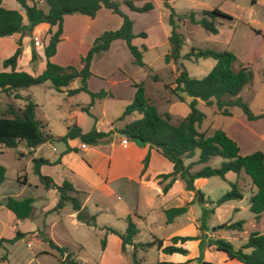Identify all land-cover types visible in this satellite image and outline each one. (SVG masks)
Returning <instances> with one entry per match:
<instances>
[{"label": "trees", "instance_id": "1", "mask_svg": "<svg viewBox=\"0 0 264 264\" xmlns=\"http://www.w3.org/2000/svg\"><path fill=\"white\" fill-rule=\"evenodd\" d=\"M23 9L26 20L22 22V15L15 9H7L0 5V37L11 35L15 32H30L39 23H46V41L42 45V52L46 58L43 70L37 75H30L24 71L14 70L15 61L20 54V43L13 52L1 61L2 67H8V71H0V94H5L12 99H22L24 102L21 107H13L7 104L0 112V146L11 148L15 147L19 141H23L27 148H32L44 141H62L78 138L81 142L95 144L101 138L107 136L111 131H97L93 126L86 132H82L76 124L66 127L64 134L52 137L45 129L44 124L36 118L37 106L28 97L22 96L19 90L31 85L41 84L45 81L50 83V87L55 91L62 88L74 79L79 80L75 88H67L66 94L71 95L79 91L86 92L90 99L102 98L107 95L103 90L91 92L86 88V79L90 75L88 65L90 58L96 52L106 50L111 40L122 39L131 55L132 63L143 66L141 56L144 47L138 49L131 40L135 36H144L143 32L134 34L131 30L132 22L129 17L120 11L119 2L115 0H16ZM43 3L45 8L38 6ZM129 10L144 12L152 8L149 1L140 6H136L131 0H122ZM163 6L168 10L167 23L170 27L167 36L168 50L164 55L165 62L171 61L175 65L176 75L172 80L173 92L178 95L184 93L190 100L187 103V112L176 122H170L168 113H159L156 106L149 100L141 82H132L134 92L132 99L123 107L120 118L123 116L136 114L137 117L125 123L117 129L118 133L133 140L137 144H147L164 156L172 164V169L168 173L157 175L161 191L164 193L171 183L179 178L183 182L186 190H193L192 182L195 178H207L217 176L225 180V174L232 172L238 174L243 172L248 176L254 186V192L248 197V210L252 214V219L258 222L264 209V154L260 151H252L246 154H239L237 144L229 138L223 130L217 128L210 134L200 132L197 126L203 119V114L196 108L197 99L202 100L207 105H215L216 111L223 115L230 113V108L239 109L248 120L264 118V113L253 114L248 106L238 96L240 90L248 83L251 78V71L246 66L238 65L232 68V63L236 60L235 55L229 50L216 51L208 48H197L190 46L188 50L180 54V49L184 44L182 34L176 31L177 22L187 19L189 22L199 25L207 33H216L215 19L217 17L231 19V16L218 8L202 9L199 16L195 17L193 11L176 15L172 8L162 0ZM104 7L121 17L120 26L114 30H106L93 39L84 55L79 57L81 67L73 65L61 66L49 61V57L55 51V45L59 40L62 29V16L70 13H79L93 17L96 11ZM259 33L258 30H254ZM36 53L30 51V63L35 62ZM198 58H211L214 60L213 66L201 78L191 77L183 68L181 60H196ZM147 70H150L147 67ZM152 80H156V74H151ZM194 150H198L196 159L183 164V159L193 156ZM211 156L222 158L219 165L210 167L206 161ZM33 172L37 175L43 187L54 188L57 192V199L52 211L62 208L66 203L75 213V219L85 225L94 226V215L86 212L81 206L80 192L75 190L71 183L63 179L59 184H55L50 177L42 175L38 171L41 164L49 163L45 158H32ZM56 159L54 162H57ZM147 162V156L142 160L143 166ZM195 164L201 167L194 171L190 168ZM4 167L0 165V183L4 179ZM228 188L215 199H207L210 207H202L198 218L199 254L204 244L213 245L216 250L223 251L227 257L236 259L240 264H264V233L250 232L245 241L239 247H234L228 240L215 237L207 238L203 241V232L209 229L207 218L213 213V207L218 206L229 200H237L242 197L241 190L235 181H227ZM201 195V194H200ZM32 198L23 197L15 199L6 196L2 199V205L10 211L16 219L27 218L30 215ZM185 211L184 207H172L164 209L165 221L171 219ZM125 228L122 232L108 226H104L105 233H112L120 240V250L125 244L132 245L128 264H140L141 257L136 254L137 249L145 251L151 246L160 248L164 253H185L182 247L174 245L177 241L183 242L193 237L173 236L170 244L161 246V240L152 238L144 242H133L134 235L138 232L132 215L124 217ZM242 220L223 222L219 227L223 230L240 232L242 231ZM39 239L45 242L59 256L64 255L60 263L75 264L71 258V251L65 246H58L42 230L37 231ZM24 233L15 230L10 238L0 237V249L4 251L0 259L5 258V245L11 244L15 239L20 238ZM104 237L100 240V247L103 248ZM245 249H248L246 252ZM154 264H175L169 261H156ZM202 264H216L213 262L202 261Z\"/></svg>", "mask_w": 264, "mask_h": 264}, {"label": "rangeland", "instance_id": "2", "mask_svg": "<svg viewBox=\"0 0 264 264\" xmlns=\"http://www.w3.org/2000/svg\"><path fill=\"white\" fill-rule=\"evenodd\" d=\"M150 1L152 3V9L148 12L141 13L131 12L124 5H119L120 11H125L123 13L132 22V32L135 34L143 32L145 34L144 37L136 36L132 43L138 47H144L141 59L150 70L129 64L126 58L122 69L125 75L122 76L120 71L112 72L105 69L102 61L94 58L92 70L98 76L102 77L97 78L95 76V78H92V81L95 83V86L111 88L115 95L119 91H124L125 93L130 92L132 89L130 84L132 82H141L145 92L148 94L149 100L156 106L158 112L161 114L168 113L170 122L174 123L187 112V103L190 97L181 92L176 95L172 90V80L177 72L174 63L171 61L165 62L164 60V55L168 50L167 36L170 29L167 23L168 10L163 6L161 0ZM165 1L176 15L193 11L195 17H198L202 9H211L214 7L223 12L230 13L231 19L221 17L215 19L216 33L214 34L205 32L199 25L191 23L187 19L177 22L176 31L180 32L184 38V44L180 49V54L185 53L190 46L208 48L216 51H231L236 56V60L232 63V68L236 69L238 65H241L248 67L251 71L250 80L240 90L238 96L253 114L264 113V38L253 32L255 28H260L264 32V0ZM2 6L15 8L23 15L16 0H2ZM114 15L113 17H119L116 13ZM39 37L42 38L41 35ZM40 38H38L39 42H41ZM45 41L46 37H44ZM12 48L13 43L9 42L8 38L0 37V61L1 58L9 56ZM126 53V55H129L128 52ZM181 63L189 76L201 78L213 66L214 60L211 58H198L196 60L182 59ZM76 64L77 62L70 63L73 66H76ZM151 74H156L157 79L152 80ZM125 76H128V80L124 84L118 83L117 79ZM20 92L22 95L31 94V100L37 106L36 118L45 121L46 130L50 134H64L65 126L73 122V119L69 117V110H73L81 114L80 116H84L85 118H82L85 121L89 119L88 115H93L97 118L98 123H100L101 107L97 101L91 107V99L86 92L66 95L64 92L55 91L44 84L31 85L28 88L21 89ZM23 102L22 99H11L5 94H0V112L3 111L8 103L21 107ZM75 104H78V106ZM111 104L112 100L109 98L106 102V107L109 108ZM196 108L203 114V119L197 126L198 131L210 134L214 129L219 128L223 130L229 128V126L234 127L237 131H243L244 129L246 131L253 130L257 135L250 134L248 142L244 141L243 143L240 141V152H244L250 146L245 153L260 151L264 154L263 117L248 120L235 107L230 109L232 115H223L216 111L214 104L207 105L202 100L196 101ZM110 110L106 109L107 116L105 118H111L112 113H110ZM122 110L121 108L117 109L115 111L116 116L111 118L115 124L118 123ZM84 111L86 113H83ZM135 117L137 115L134 113L124 117V120H131ZM55 144L62 145L61 142H56ZM28 149L23 141H19L15 147L11 148L0 146V165L5 169L4 179L0 183V236L2 237H11L13 236L15 228L25 229L32 223H40L41 220V217L36 218L35 216L19 221L15 220V217L10 216V212L1 203L2 199L6 196H11L15 199H21L23 197L33 198V213H36L41 206L47 205L50 202L49 199L45 200L42 198L44 194L43 185L39 182L32 168L31 158H36L38 152L31 151L28 153ZM41 149L46 153L51 152L47 143H44ZM197 154L198 150H194L193 156L184 159V161L187 162V160L195 159ZM221 160L222 158L219 156H211L205 164L210 167H216ZM199 166H194L192 170L197 169ZM22 176L26 177L25 183L22 181ZM207 179V183L201 185L199 188L203 193L211 190L218 194V192L222 193L228 188L227 182L217 176H210ZM236 182L242 192L241 199L233 200L238 205V210L232 212L225 210L223 207L219 208L215 214H209L207 222H213L215 225L219 222L242 220L244 232H239L236 239L228 240L234 247H239L245 241L247 234L255 230L253 228L254 226H251L254 225V222L249 218L251 217V213L248 210V197L251 194V189L253 192L255 189L248 176L243 172H240ZM69 209L70 206L66 203L60 211L64 217L63 229L55 226L47 230L40 223L37 230H42L49 236L56 237L55 240L67 242L71 238L77 244L79 243L82 248L76 245L68 247L72 250L73 256L71 258L75 259V264H115V243H109L106 256L103 258L101 256L100 240L103 237L104 231L98 226L88 227L81 222L69 223V218L65 216ZM154 216L156 220H164V214L160 211H156ZM54 217L53 212L46 215L48 221L54 219ZM94 222L97 225L109 224L120 231H123L125 228L123 216L119 217L117 211L111 209H104L101 212H97L94 217ZM17 223L18 225H16ZM146 224V220L138 221L139 232L136 236L137 241L141 242L147 239L146 231H144V225ZM163 227H165V224L162 222L160 223V228ZM228 232L223 231L225 235H228ZM36 236L38 237L39 234L37 233ZM240 237L241 239H238ZM6 246L8 250L6 260L0 264H66L65 262L59 263V259L64 255L59 256L45 242L37 241L25 234L23 237L15 239L11 244H6ZM45 249H51L52 253L42 254L40 250ZM245 251L247 252L248 249H245ZM3 253L4 251L1 249L0 255ZM156 255L155 247L148 248L144 252L139 251V256H142L140 264H154L157 260Z\"/></svg>", "mask_w": 264, "mask_h": 264}, {"label": "crops", "instance_id": "3", "mask_svg": "<svg viewBox=\"0 0 264 264\" xmlns=\"http://www.w3.org/2000/svg\"><path fill=\"white\" fill-rule=\"evenodd\" d=\"M115 1H118L119 5L122 4L121 3L122 0H115ZM131 1L136 6L142 5L146 1H149L151 3L150 0H131ZM0 5L2 6V0H0ZM38 6H40L41 8H45L43 3L41 2L38 3ZM2 7L7 9H15V8H8L5 6ZM19 8L23 12V9L20 6ZM149 10L144 12H148ZM129 11L135 12L132 10ZM114 14L115 13L111 12L109 9L100 7L96 11L93 17H89L79 13H71V14L63 15L60 37L55 45L54 53L48 58L49 61L61 66L70 65V63L77 62L75 67L77 68L81 67L79 57L85 54L94 37H96L103 30L114 29L120 26L121 17L120 16L113 17L115 16ZM227 14L230 15V13ZM22 22L24 24L26 23L24 14L22 15ZM256 25H260V24H256ZM47 29H48V25L46 23H39L36 24L32 28V30L28 33L15 32L11 35L3 36L5 38H8L9 42L13 43V48L11 53L15 49L17 42L19 41L20 43V54L16 58L14 70L24 71L30 75H37L43 70L45 66L46 58L44 57V54L42 52V45L44 43V37H47V33H46ZM254 30H258L259 31L258 35H261L264 38V32H262L260 28H255ZM39 35H41L42 38H40ZM144 36H140V37H144ZM32 37H37L41 39L40 46L39 45L34 46L32 44ZM134 38H132L131 42L133 41ZM136 47L138 49H141L142 46L140 47L136 46ZM32 49L35 51L37 57L35 62L30 63L29 61L30 51ZM126 52H128V50L126 48L124 41L122 39H113L110 41L108 48L106 50L96 52L90 58L88 65V70L90 71V75L86 79V88L91 92H97L98 90L102 89L107 93V95L102 98L92 99L90 103L91 107L94 105L95 101H97V103L100 105L101 107L100 123H98L97 118L93 115H88L89 119L85 121L84 119L85 117L80 116L81 114L76 113L73 110L68 111L70 119H73V122L71 124H76L82 132L88 131L92 126L97 131H102V132L111 131V132L107 136L98 140V142H96L95 144H87L81 142L78 138L67 139L65 142L44 141L32 148H29L27 152L29 153L31 151L33 152L37 151L38 152L37 157L47 159L49 163L41 164L38 167L39 173L50 177V179L55 184H59L63 179L68 180L71 183L72 187L80 192L81 206H83L84 209L89 214H93L94 217L97 212H101L104 209L115 210L117 211L118 216L119 217L123 216V218L127 214H130L132 215V219L135 222L138 232H139L138 221L146 220L147 224L144 225L145 226L144 231H146L147 239L144 241H148L154 237L161 240V246L170 244L171 242L169 239L173 236L193 237L183 242L177 241L176 243H174L175 246L182 247L183 249H185L186 250L185 253H178V252L164 253L160 250V248L151 246V247H155L156 249L157 252L156 261H169L175 264H202V261L213 262L216 264H240L236 259L227 257V255L223 251L216 250L213 245H207V244H204L201 250V258L200 259L197 258L199 254V249H198L199 238H196V236L200 234V231L198 229V218L200 215V209L202 207H210V205L207 203V199H215L221 194V192H218L217 194L216 192H213L211 190L203 193L199 190L201 185L207 183L208 177L195 178L192 182L193 190L184 189L183 182L179 178H176L171 183L170 187L166 190V192L163 193L161 191V185L158 183L157 175L161 173L170 172L172 169L171 162H169L158 151H156L154 148L149 147L147 144H142V145L137 144L133 140L118 133L117 129L122 127L128 121H130V120H124V117L126 116L121 117L117 124H115L111 120V118L116 116L115 111L120 108L122 110L123 107L126 105V103H128L132 99L134 87L132 86L131 83L130 85L132 89L130 90V92L128 91L125 93L124 91H119V93L115 95L113 94L111 88L95 86V83L92 81L93 80L92 78H95V76H97V78L102 76H98V74H96V72L92 70V63L94 58H98L104 64L103 67L105 69H108L109 71L112 72L120 71L121 75L124 76L125 73L122 71V69L124 67V61L126 60V58L129 64H133L131 55L129 54V52H128L129 55H126L127 54ZM3 59L4 58H1V61ZM139 67L147 68L145 64ZM1 70L8 71L9 68L8 67L3 68L1 64ZM127 78L128 76L127 77L125 76L123 78L120 77L119 79H117V81L118 83L124 84L126 80H128ZM41 84H44L47 87L51 88L50 83L48 81H45ZM78 84H79V80L76 78L72 80L67 85V87L62 88L61 91L58 92H64L66 94L65 90L67 88L69 89L75 88L78 86ZM20 91L21 90H19V93L21 94ZM79 92H83V91H79ZM77 93H74L72 95H75ZM27 95L31 99L30 96L31 94H26L22 96H27ZM109 98L110 100H112V104L109 106V108H107L106 102L108 101ZM8 104H11L12 106L14 105L12 103H8ZM75 105L78 106V104ZM13 107H19V106L14 105ZM106 109H111L110 110L111 111L110 113H112L111 118H105L107 116ZM83 113L86 112L84 111ZM228 115H232V114L229 113ZM40 121L44 124V129L46 130L45 121L43 119ZM71 124H67L65 126V129L67 126ZM46 131L49 133L48 130ZM223 131L229 138H231L237 144L238 152L241 155L246 154L245 152L248 151L247 148L248 147L250 148V146H248L246 150H244V152H240V141L243 143L244 141L248 142L250 134L257 135L255 134V132H253V130L246 131V129H244L243 131H237L234 127L231 126H229V128L227 129H223ZM50 135L52 137L59 136V134L56 135L50 134ZM124 137L127 139V141L125 144H122L121 139ZM56 142H61L62 145L60 146L56 145L55 144ZM44 143L48 144V147L51 151L50 153L49 152L46 153L41 149ZM81 143L85 144L84 148L80 146ZM145 156H147V162L143 166L142 160ZM56 159L58 161L54 162ZM193 160H189V161L187 160V162H185L183 159V164H187L188 162ZM198 165H200L199 167H201V164H195L190 168V171H194L192 170V168ZM239 175L240 172L237 175L232 172H227L225 174L224 181L236 182ZM22 181L24 183L26 182L25 176H22ZM43 189H44V194L42 198L45 200L49 199L50 202L47 205L45 204L44 206H41L37 212L34 211L36 213H33V209H31L29 217H34V216L36 218L41 217L40 223L42 227H44V229L50 230L55 226L62 228L64 223V217L60 213L61 208L56 211L51 210V208L56 202L57 192L54 188H50V187L47 188L43 187ZM250 193L251 194L253 193L252 189ZM199 196L201 197V199H199ZM31 206H32V202H31ZM172 207H184L185 211L181 214L174 216L170 222L165 221V216L163 221H161L160 219L156 220L154 216V213L156 211H160L163 213L164 209H168ZM222 207L225 208V210L232 212L238 210L237 209L238 205L234 203L233 200H229L218 206H215L213 208V214H215L217 210H219V208ZM50 212H53L55 217L54 219L48 221L46 219V215ZM10 214H11L10 216H13L11 212ZM65 216L69 218V223L71 224H74L75 222H79L75 219V213L71 209H69V211L65 214ZM27 218H23V219H27ZM249 218L252 219V214L251 217ZM15 220L19 221L21 219L15 218ZM162 222L165 224V227L160 228V223ZM253 222L254 225L251 226H254L253 228L255 230H252V232L264 233V209L262 211L259 221L255 222L253 220ZM40 223L39 222L32 223L31 225H28L25 229L15 228V230H18L24 233L25 235H28L34 238L35 240L42 242L39 239V237L36 236L38 231L37 229L40 226ZM220 224L221 222L216 223L215 225L213 222H209V223L207 222L209 229L203 232L202 240L206 241L207 238H215V237H221L226 240L237 238V234L239 232L229 231L228 235H225L223 231H228V230L221 229L219 227ZM16 225H18V223ZM95 226L100 227L103 231H104L103 228L104 226L114 228L109 224L97 225L96 223L94 224V226H88V227H95ZM242 232H244L243 225H242ZM137 233L133 237L134 243L140 242L137 241L136 239ZM46 235L53 241V243H55L58 246H65L68 248L76 245L82 248L79 243L77 244V242L72 240L71 238H69L67 242L65 241L62 242V240H55L56 237L54 236L51 235L49 236L48 234ZM103 237L105 239V243L103 248H101L102 250L101 256L103 258L106 256L109 243L114 242L116 247V256L114 263L128 264L130 259V252L132 251V245L125 244L123 250L121 251L120 240L116 235L112 233L104 232ZM5 238H10V237H5ZM238 239H241V237ZM4 245L6 249L5 258L0 259V263L6 260V254L8 250L6 244ZM69 250L72 253V250L71 249ZM40 251L42 254L52 253L51 249H47V250L45 249ZM139 251L140 250L137 249L136 254L138 257H141L142 260V256H139ZM63 258L64 256L60 258L59 261H61Z\"/></svg>", "mask_w": 264, "mask_h": 264}, {"label": "built area", "instance_id": "4", "mask_svg": "<svg viewBox=\"0 0 264 264\" xmlns=\"http://www.w3.org/2000/svg\"><path fill=\"white\" fill-rule=\"evenodd\" d=\"M32 44H33L34 46H38V45L40 46L39 39H38L37 37H32ZM126 141H127V139H126L125 137L121 139V143H122V144H125ZM80 146H81L82 148H84V147H85V144H84V143H81Z\"/></svg>", "mask_w": 264, "mask_h": 264}, {"label": "water", "instance_id": "5", "mask_svg": "<svg viewBox=\"0 0 264 264\" xmlns=\"http://www.w3.org/2000/svg\"><path fill=\"white\" fill-rule=\"evenodd\" d=\"M199 199H201V197L199 196Z\"/></svg>", "mask_w": 264, "mask_h": 264}]
</instances>
